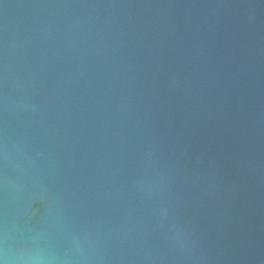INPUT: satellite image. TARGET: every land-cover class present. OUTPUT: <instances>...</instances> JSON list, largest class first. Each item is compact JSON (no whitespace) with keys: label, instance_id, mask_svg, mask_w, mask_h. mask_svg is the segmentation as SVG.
<instances>
[{"label":"water","instance_id":"95a60500","mask_svg":"<svg viewBox=\"0 0 264 264\" xmlns=\"http://www.w3.org/2000/svg\"><path fill=\"white\" fill-rule=\"evenodd\" d=\"M0 264H264V0H0Z\"/></svg>","mask_w":264,"mask_h":264}]
</instances>
